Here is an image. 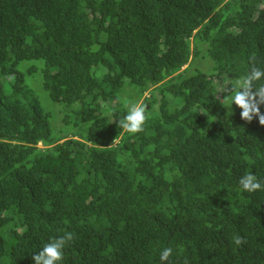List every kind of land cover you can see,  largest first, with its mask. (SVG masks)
<instances>
[{
	"label": "trees",
	"instance_id": "obj_1",
	"mask_svg": "<svg viewBox=\"0 0 264 264\" xmlns=\"http://www.w3.org/2000/svg\"><path fill=\"white\" fill-rule=\"evenodd\" d=\"M252 66L264 0H0V264H264V126L219 93Z\"/></svg>",
	"mask_w": 264,
	"mask_h": 264
},
{
	"label": "clouds",
	"instance_id": "obj_2",
	"mask_svg": "<svg viewBox=\"0 0 264 264\" xmlns=\"http://www.w3.org/2000/svg\"><path fill=\"white\" fill-rule=\"evenodd\" d=\"M104 74H107L106 68ZM262 79H264V69L252 66L248 74L237 79L234 84L221 87L219 93H227L226 96L231 101V115L232 105L235 104L241 109L242 120L251 123L254 118H258L259 124L264 126V113L261 112V105H264V84L259 87L256 86V82ZM146 107L140 101L130 103L127 114L123 119L118 120V126L131 134L144 131V125L148 119ZM238 183L240 189L245 192L264 190V181L258 179L252 172L241 176ZM72 240L73 234L71 232H65L64 235L51 239L37 254L32 256L33 261L35 264H60L64 258V249ZM234 243L240 246L246 243V240L237 235L234 237ZM171 255L172 249L164 248L160 253L161 264H169Z\"/></svg>",
	"mask_w": 264,
	"mask_h": 264
},
{
	"label": "rangeland",
	"instance_id": "obj_3",
	"mask_svg": "<svg viewBox=\"0 0 264 264\" xmlns=\"http://www.w3.org/2000/svg\"><path fill=\"white\" fill-rule=\"evenodd\" d=\"M20 68H25L26 66H35L36 68H41L42 65V61L41 60H25L19 63ZM41 71L38 69L36 70L34 73L27 74L26 75V81H30V83L32 84L33 87H35V91L38 94L40 100L42 103H44V105L46 106V110L51 111L53 114H56L57 112V107L53 104L52 105V101L45 96L44 91L41 89ZM32 79L33 80H37L38 81L35 83H32ZM38 85V86H37Z\"/></svg>",
	"mask_w": 264,
	"mask_h": 264
}]
</instances>
